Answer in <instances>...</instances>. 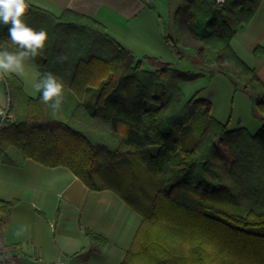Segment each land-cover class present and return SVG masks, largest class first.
Listing matches in <instances>:
<instances>
[{"label": "trees", "instance_id": "obj_1", "mask_svg": "<svg viewBox=\"0 0 264 264\" xmlns=\"http://www.w3.org/2000/svg\"><path fill=\"white\" fill-rule=\"evenodd\" d=\"M175 1L168 48L178 60L189 50L251 88L264 120V82L231 46L263 0ZM26 3V24L48 34L30 59L37 82L53 74L64 100L53 113L41 93L29 96L19 77L4 74L14 118L0 116V163L65 166L90 190L116 193L142 217L121 264H264V123L256 133L230 128L212 113L211 100L183 89L205 73L151 54L137 58L90 16ZM5 45L21 50L0 25V50ZM16 203L0 199L3 228ZM86 232L97 247L107 244ZM7 264L16 259L7 256Z\"/></svg>", "mask_w": 264, "mask_h": 264}, {"label": "crops", "instance_id": "obj_2", "mask_svg": "<svg viewBox=\"0 0 264 264\" xmlns=\"http://www.w3.org/2000/svg\"><path fill=\"white\" fill-rule=\"evenodd\" d=\"M28 1L57 15L71 9L95 18L118 40L172 61L163 56L167 53L161 44L153 47L150 36L141 37L142 16L149 12L150 0ZM162 36L164 39V32ZM231 46L264 82V53L254 52L256 47H264V0L251 22L231 39ZM5 49L20 51L9 45ZM8 74L17 75L26 93L36 97L34 84L40 75L36 63L28 59L22 73ZM8 102L10 105L8 84L0 77V106ZM0 199L17 200L1 238L3 246L20 247L18 252H9L16 264H121L142 220L113 191L90 190L68 167H49L31 158L22 166L0 163ZM87 230L105 237L107 244L97 247Z\"/></svg>", "mask_w": 264, "mask_h": 264}, {"label": "rangeland", "instance_id": "obj_3", "mask_svg": "<svg viewBox=\"0 0 264 264\" xmlns=\"http://www.w3.org/2000/svg\"><path fill=\"white\" fill-rule=\"evenodd\" d=\"M150 1L148 6L149 12L145 16H142L144 26L141 29V37L150 36L153 47H156L155 44H161L167 53V55L163 56L171 58V62H174V66L178 69L205 73L204 77L182 85L186 95L191 98L195 93L199 92L198 98L211 100L213 106L212 113L222 122L229 121L230 128L245 126L252 133L258 132L263 126L264 120L262 114L254 106L252 100L253 90L246 88L238 79L220 72L214 67L205 65L189 50H186L183 59L178 60L167 47L162 36L163 32L174 34L173 15L177 8V2L175 0ZM132 39H130V42ZM119 40L127 48L131 49L137 58L150 54L146 52H152L145 48L143 49L141 46L136 47L137 45L130 44L125 39L120 38ZM143 66L149 68L147 62H144ZM5 75L8 78L12 76V74L8 73Z\"/></svg>", "mask_w": 264, "mask_h": 264}, {"label": "clouds", "instance_id": "obj_4", "mask_svg": "<svg viewBox=\"0 0 264 264\" xmlns=\"http://www.w3.org/2000/svg\"><path fill=\"white\" fill-rule=\"evenodd\" d=\"M224 0H217L222 4ZM29 5L26 0H0V25L7 26L8 36L14 45L21 50L9 52L0 50V77L9 72L20 74L23 72L24 62L34 59L47 46L48 34L45 30H36L28 26L23 17ZM36 92L41 93L40 100L48 105L53 113L59 111L64 100V84L51 73L34 84ZM4 113L0 112V116Z\"/></svg>", "mask_w": 264, "mask_h": 264}, {"label": "built area", "instance_id": "obj_5", "mask_svg": "<svg viewBox=\"0 0 264 264\" xmlns=\"http://www.w3.org/2000/svg\"><path fill=\"white\" fill-rule=\"evenodd\" d=\"M0 112L4 113V115L1 116L3 119L5 118L13 119L14 118V116L9 112V104L6 107L0 106ZM2 231H3L2 215L0 214V264H7V256H9L10 253L6 251L3 247L2 240H1Z\"/></svg>", "mask_w": 264, "mask_h": 264}]
</instances>
